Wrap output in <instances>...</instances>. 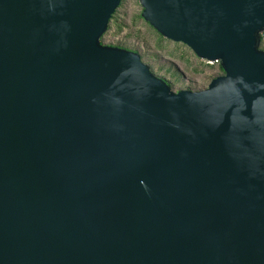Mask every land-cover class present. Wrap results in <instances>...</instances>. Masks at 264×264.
I'll use <instances>...</instances> for the list:
<instances>
[{
  "label": "water",
  "instance_id": "water-1",
  "mask_svg": "<svg viewBox=\"0 0 264 264\" xmlns=\"http://www.w3.org/2000/svg\"><path fill=\"white\" fill-rule=\"evenodd\" d=\"M120 3L0 0V264H264V0H140L224 70L179 91Z\"/></svg>",
  "mask_w": 264,
  "mask_h": 264
},
{
  "label": "rangeland",
  "instance_id": "rangeland-1",
  "mask_svg": "<svg viewBox=\"0 0 264 264\" xmlns=\"http://www.w3.org/2000/svg\"><path fill=\"white\" fill-rule=\"evenodd\" d=\"M130 1V12L121 10L119 20L125 18L126 24H128L125 26L124 32L134 34L141 31L140 45L143 49L142 52H147L144 59L150 64H154V69L158 73L172 77L171 75L174 72L175 79L179 81L178 84L183 81L182 84L184 83L185 87L189 86L193 89L204 85L210 74H215L214 67L205 66L201 62L202 59L198 60V58L186 53L188 50L184 47L181 46L178 49L175 44L166 41L159 45L155 33L144 22L135 19L136 14L141 10L137 0Z\"/></svg>",
  "mask_w": 264,
  "mask_h": 264
},
{
  "label": "trees",
  "instance_id": "trees-1",
  "mask_svg": "<svg viewBox=\"0 0 264 264\" xmlns=\"http://www.w3.org/2000/svg\"><path fill=\"white\" fill-rule=\"evenodd\" d=\"M138 2V5L140 6V12L138 14H136V17L135 19L136 20H141L142 22H144L148 28L155 33L156 35V38L158 39L159 41V45H161L162 42L166 41L168 43H173L175 44V46L178 48V47H184L185 49L188 50V54L198 58V60H200L201 58H199L195 52L185 43H182V42H176V41H173L171 39H168V38H165L163 37L149 22H147L143 16H142V12H143V7L140 5V2L139 0H137ZM131 5V1L130 0H121V3L120 5L118 6V8L116 9V11L114 12V14L112 15L111 19H110V22H109V26H108V29L107 31L103 34L102 38H101V42L105 45H112V46H118V47H122V48H126V49H129V50H132V51H136L138 52L140 55H141V58L143 60V62H145L146 64H148L152 70L153 73H155L157 76L159 77H162L164 79H166L168 81V83L171 85L172 89L174 91H179L183 88H189V90H201V89H204L206 88L209 83L211 82L212 79L220 76V75H223L224 74V70L220 64L219 61H213V62H209V61H206V60H203L201 62H203L205 64V66H210V67H214L215 68V74L213 75L210 74V77L207 79L208 81L205 82L204 85L202 86H199L198 88H191L189 86L185 87V84L182 82L178 84V80L175 79V76H174V72L172 73V77L168 76V75H165V74H160L158 73L155 69H154V64H150L149 62H147L145 59H144V55L147 53V52H142L143 49L141 47V43H140V40H141V31H139L138 33H129V32H124V28L126 25V21H125V18L119 20V13L121 12V10H125L126 12H130V6ZM261 48L264 49V39H262V42H261ZM179 49V48H178ZM170 73V71H169ZM181 75V74H180ZM173 78V79H172ZM182 86V87H181ZM179 88V89H178Z\"/></svg>",
  "mask_w": 264,
  "mask_h": 264
},
{
  "label": "built area",
  "instance_id": "built-area-1",
  "mask_svg": "<svg viewBox=\"0 0 264 264\" xmlns=\"http://www.w3.org/2000/svg\"><path fill=\"white\" fill-rule=\"evenodd\" d=\"M262 39H264V31L262 32Z\"/></svg>",
  "mask_w": 264,
  "mask_h": 264
}]
</instances>
